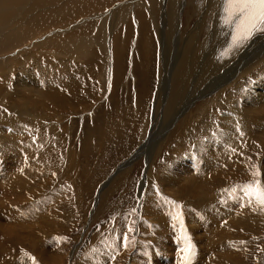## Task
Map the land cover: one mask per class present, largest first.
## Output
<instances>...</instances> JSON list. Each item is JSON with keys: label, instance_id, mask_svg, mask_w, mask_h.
Listing matches in <instances>:
<instances>
[{"label": "rangeland", "instance_id": "1", "mask_svg": "<svg viewBox=\"0 0 264 264\" xmlns=\"http://www.w3.org/2000/svg\"><path fill=\"white\" fill-rule=\"evenodd\" d=\"M65 1L60 0L61 4ZM118 1L123 4L132 0ZM115 4L110 8L82 11L80 17L63 21L59 26L47 28L44 34L33 36L34 39L23 44L24 48L17 45L15 49L0 53L1 58L8 53V61L13 60L9 69H3V73L10 70L9 73L0 75V143L3 138L15 135L14 129L5 126V122L16 117L14 108H10L22 105L25 114L21 116L17 110V125L25 126L19 132L20 138L27 146L31 145L28 152L26 148L24 156L25 163L28 159L30 166L26 172L22 170L23 173L18 174L20 183L16 182L14 188L9 189L6 184L4 190L0 188V264H33L30 257L35 258L36 264H80L85 260L91 263L99 257L101 262L98 264L105 261L107 264H131V260L137 258L143 264V258L138 257L139 251L156 240L152 228L155 221L148 213V201L158 206L163 203L165 207L157 208L154 216L163 215L164 221L172 224L179 233L184 231L185 208L191 211L190 214L200 216V220L210 209L209 205L201 209L196 208L198 204L194 207L200 198L185 191L179 198L164 192L162 182L183 158L184 155L179 153L181 149H195V146L224 132L241 101L258 89V84L264 80V32L255 34L244 43V47L233 49L227 55H201L198 47L207 44L206 39L215 22L224 34L231 31L222 20L223 0H139L138 7L132 8L123 22L118 21L121 25L118 24L113 31V37L118 34L114 43L111 35L103 33L110 29L107 23L111 19L112 22L114 16L108 17L105 24L102 23L105 16H95L107 11L110 16ZM16 18L22 20L20 16ZM145 32L149 33L152 42L148 47L142 44L140 33ZM54 36L59 40L64 38L61 44L70 47L63 50L51 42L49 46H41L44 40ZM94 37L100 39L101 44L105 42L106 52L90 46ZM80 39L88 41L85 43ZM83 43L91 47L87 49L88 55L78 60L65 58L67 50ZM192 44L199 50L193 58L188 57L189 51L194 50L189 49ZM114 52L123 65L117 78V74H113ZM16 54L21 57L16 58ZM215 61L223 63L218 72L213 66L217 64ZM208 66L213 70H206ZM28 70L32 77L40 73L39 84L22 75ZM214 74L225 75L230 80L227 77L219 79L217 85L212 83L211 90L207 80H213ZM19 77L23 78L20 82L27 81V86H17ZM162 82H165V91ZM205 88L209 91V94L205 93L207 96L198 93L199 90L205 92ZM13 93L24 98L19 99V96L11 95ZM49 97L51 101L47 100ZM212 99L214 103L210 101ZM231 108L234 112L226 115ZM28 118L37 121L28 124ZM247 121L243 122L246 123L243 124L244 132L236 128L238 123L231 128L233 142L239 138V143L232 145L217 160L216 172L197 181L214 204L223 197L222 194L233 198L238 193L242 197L239 214L240 217L245 215L247 220L231 225L225 232L227 238L219 240V255H229L219 258L221 264L264 262V209L254 200L249 203L243 191V186L253 180L264 181V112L249 117ZM139 147L138 157L130 164H123ZM3 159L5 165L1 163V168L5 172L0 173V180L5 173H12H9V170L13 171L11 161H15L10 157ZM257 168L260 175H252ZM180 171L188 173L185 167ZM210 225L213 226L214 221ZM7 227L12 229L8 228L11 230L7 232ZM125 235L128 237L127 248L123 247ZM202 253L204 255L199 256L201 263L204 258L209 260L206 246ZM162 254L164 264L170 261V255L167 259V255ZM169 254L172 258L173 253ZM211 254L209 261L213 262L215 256ZM159 263L163 264L160 260Z\"/></svg>", "mask_w": 264, "mask_h": 264}, {"label": "bare ground", "instance_id": "2", "mask_svg": "<svg viewBox=\"0 0 264 264\" xmlns=\"http://www.w3.org/2000/svg\"><path fill=\"white\" fill-rule=\"evenodd\" d=\"M65 1V0H64ZM122 1V0H121ZM128 1V0H127ZM180 1V0H179ZM218 1V0H217ZM117 3L114 6V10L111 12L110 16L108 14V11L104 14H101L99 16H95V17H100L102 18L104 17V21L102 23L105 22V20H108V17L111 18L113 17L114 20L108 24H110V29H107L105 31H103V33L107 34V35H114V30H116L118 28V24H120L121 22H123L127 17H128V12H130V10H132V8H136L139 5V0H132L131 2H125L123 4H120V2L118 0H66L65 3L61 4L60 0H0V53L4 52L6 53L7 50L10 49H15L16 46L18 45V47L23 46V44L25 45L26 41H31V39L33 38V36H37V35H41L44 34L46 32V29L54 27V26H59V24L63 21H66L68 19L71 18H75L77 16L80 17V14L82 11H95L97 9H101V8H110L112 6L113 3ZM149 2V1H148ZM120 4V5H119ZM158 4V3H157ZM156 4V5H157ZM170 6V5H169ZM201 9V8H200ZM148 11V10H147ZM206 11V10H205ZM103 12V10L101 11ZM151 12V11H150ZM216 12V11H215ZM147 13V12H146ZM98 14V13H97ZM85 15V14H83ZM81 15V16H83ZM17 16L21 17V21L19 19V21H17ZM93 17V16H92ZM85 18V17H84ZM87 18V17H86ZM85 18V19H86ZM125 18V19H124ZM202 18V17H201ZM220 18V17H219ZM217 19V18H215ZM16 20V21H15ZM100 20V19H99ZM119 20H122L121 22H118ZM77 21V20H76ZM75 21V22H76ZM101 21V20H100ZM19 22V23H18ZM127 22V21H126ZM74 23V22H72ZM82 24V23H79ZM105 24V23H104ZM103 24V25H104ZM62 25V24H61ZM64 25V24H63ZM89 25V23H88ZM93 25V24H92ZM95 25V24H94ZM114 25V28H112ZM121 25V24H120ZM200 25V24H199ZM86 26V25H85ZM91 26V25H90ZM98 26V25H97ZM146 27V25H144ZM83 27V26H82ZM81 27V28H82ZM149 27V26H148ZM229 27V26H228ZM80 28V29H81ZM91 28V27H90ZM100 28V26H99ZM103 28V27H102ZM143 28V27H142ZM141 28V30H142ZM159 28V27H158ZM58 29V27H57ZM79 29V28H78ZM79 29V30H80ZM84 31V28H82ZM87 29V27L85 28ZM7 30V31H6ZM42 30H44L42 33H40ZM77 30V31H79ZM88 30V29H87ZM149 30V29H148ZM6 31V32H4ZM82 31V32H83ZM89 31V30H88ZM202 31V30H201ZM200 31V32H201ZM225 31V30H224ZM49 32V31H48ZM80 32V31H79ZM144 32V31H142ZM40 33V34H39ZM87 33V32H86ZM91 33V31H90ZM118 33V32H117ZM53 34V33H52ZM52 34H49L52 35ZM82 34V33H80ZM104 34V35H105ZM127 34V33H126ZM141 34V38L142 39V44L145 45L146 47L149 46L150 42L149 41V36L147 34H149L148 32H145L144 34ZM152 34V31H151ZM85 35V34H84ZM69 36V35H68ZM77 36V35H75ZM74 36V37H75ZM87 36H89L87 34ZM86 36V37H87ZM120 36V35H119ZM62 37V36H60ZM67 37V36H66ZM65 37V38H66ZM84 36V38H86ZM116 37V38H115ZM118 34H116L114 37L112 36V42H116L115 40L117 39ZM121 37V36H120ZM151 37V35H150ZM153 37V36H152ZM41 37H39L40 39ZM69 39L70 36L68 37ZM78 38V37H77ZM95 38V37H94ZM107 38V37H106ZM192 38V37H191ZM196 38V37H195ZM34 39V38H33ZM43 39H46L43 37ZM61 39H57L55 38V36L53 38H48L46 40H44L43 42H45L43 45L46 47L48 45V43L51 42V44H54L53 46L58 47L61 46L63 49L65 50V48L70 47V46H66L65 44H61ZM64 39V38H63ZM62 39V40H63ZM67 39V38H66ZM75 39V38H74ZM87 39V38H86ZM91 39V38H90ZM120 39V38H119ZM41 40V39H40ZM68 40V39H67ZM82 40V39H80ZM100 40V39H99ZM99 40H97L95 38V40L91 39V47L92 48H96L99 51H104L106 52L105 49V42L103 44L102 41L101 43L99 42ZM121 40V39H120ZM208 42H206L207 44L202 46V47H198V49H201L199 52V50L194 48L195 45H191L189 47V49H194V50H188V57L193 58V56H195L198 52L201 53V55H207V54H212L211 56H221V53L224 52L225 50L228 49L229 44L231 43V31L227 34V32L224 34V32L220 29L219 25L217 22H215L211 33L209 34L208 38L206 39ZM65 41V40H63ZM77 41V40H76ZM82 41H85L82 40ZM88 41V40H87ZM85 41V43L87 42ZM119 42V40H117ZM152 41V40H151ZM73 42V41H72ZM125 42V41H124ZM42 43V42H41ZM63 43V42H62ZM65 43V42H64ZM75 43V41H74ZM73 43V44H74ZM83 43L82 45H78V46H72L69 50H67L66 52V57L70 58H74L75 60H78L79 58H82V56H85L87 54V49L88 47H90L89 45L86 46L87 44ZM89 43V42H88ZM113 43V45H114ZM121 43V42H120ZM118 43V44H120ZM37 44V43H36ZM78 44V42H77ZM96 44V45H95ZM107 44V43H106ZM127 44V43H126ZM112 45V44H111ZM117 45V44H116ZM128 45V44H127ZM148 45V46H147ZM49 46V45H48ZM66 46V47H64ZM119 46V45H118ZM121 46V44H120ZM129 46V45H128ZM162 46V45H161ZM245 46V44H243V47ZM64 47V48H63ZM90 47V48H91ZM113 47V46H112ZM143 47V46H142ZM188 47V46H187ZM22 48V47H21ZM24 48V46H23ZM123 48V46H122ZM27 49V48H26ZM68 49V48H67ZM112 49V48H111ZM126 49V48H125ZM236 49V48H235ZM17 50H20L19 48ZM23 50V49H22ZM21 50V51H22ZM94 50V49H93ZM120 50V49H118ZM146 50V49H145ZM166 50V49H165ZM239 50V49H238ZM14 51V50H13ZM54 51V50H53ZM115 51V50H114ZM117 51V50H116ZM115 51V52H116ZM28 52V50H27ZM113 52V49H112ZM113 53V59L115 60L114 63V72L113 74H117L116 78L119 76V74L122 71L123 65L121 66V59L119 58V53L117 51V56L116 53ZM91 53V52H90ZM93 53V52H92ZM185 53V52H184ZM19 54V53H18ZM125 54V53H124ZM144 54V52L142 53ZM4 55V54H3ZM8 55L10 54H5V56L3 58H1L0 61V75L7 73L4 71L3 73V69H9L11 65H9L12 62L8 61ZM17 55V54H16ZM61 55V54H60ZM88 55V54H87ZM13 55H11L12 57ZM91 56V54H90ZM121 56V55H120ZM125 56V55H124ZM199 56V55H198ZM21 57V55H17L16 58ZM39 57V55H38ZM63 57V56H61ZM148 58H152V55H148ZM221 58V57H220ZM255 58V57H254ZM15 60V58H13ZM63 59V58H62ZM154 59V58H153ZM225 59V58H223ZM34 60V59H33ZM51 60V59H50ZM113 60V61H114ZM151 60V59H150ZM149 60V61H150ZM216 60V59H214ZM221 60V59H220ZM152 61V60H151ZM145 62V61H144ZM148 62V61H147ZM216 62V61H215ZM123 63V62H122ZM143 63V62H142ZM217 63V62H216ZM24 64V63H23ZM166 64V63H165ZM191 66L192 65V61H190ZM189 64V67H190ZM220 63H217L216 65L213 64L215 69H218L217 72L220 70ZM223 64V63H222ZM221 64V65H222ZM25 65V64H24ZM152 65V62H151ZM34 66V65H33ZM36 66V65H35ZM106 66V65H104ZM115 66H116V70H115ZM210 66V65H209ZM208 67H205V69H209ZM212 66V67H213ZM13 67V66H12ZM23 67V66H22ZM28 67V66H27ZM32 67V66H31ZM141 67V66H140ZM139 67V68H140ZM224 67V66H222ZM236 67V65H235ZM239 67V66H238ZM21 68V67H20ZM147 68V67H146ZM191 68V67H190ZM34 69V68H33ZM103 69V67H102ZM148 69V68H147ZM192 69V68H191ZM190 69V70H191ZM200 69V68H199ZM35 70V69H34ZM31 70V71H34ZM38 70V69H37ZM66 70V69H63ZM146 70V69H145ZM144 70V71H145ZM213 70V69H212ZM211 69H209V71H212ZM224 70V69H223ZM10 70H8L9 73ZM113 71V70H112ZM147 71V70H146ZM145 71V72H146ZM199 71V70H198ZM203 71V70H202ZM42 72V71H41ZM216 72V73H217ZM228 72V71H227ZM7 73V74H8ZM24 74H22L23 76L28 77V79H33V81L36 82V85L39 84L40 81V73L35 76L32 77V72L25 71L23 72ZM67 73V72H66ZM202 73V72H201ZM212 73V72H211ZM210 73V75H211ZM215 73V72H214ZM229 73V72H228ZM232 73V72H231ZM140 74V73H139ZM148 74V73H147ZM218 74V73H217ZM188 75V74H187ZM207 75V74H206ZM209 75V74H208ZM215 75V74H214ZM19 76V75H18ZM141 76V75H140ZM213 76V75H212ZM53 77V76H52ZM99 77V76H98ZM224 77V78H223ZM227 77V76H226ZM225 75H215V77L213 78V80H207V82H210V89L212 88V83H216L219 81V79L226 78ZM264 77V76H263ZM20 78V77H19ZM22 78V77H21ZM18 80V84L17 86H27V81L22 80L23 82ZM211 78V77H210ZM228 81L230 80V77H227ZM23 79V78H22ZM35 79V80H34ZM66 79V78H65ZM42 80V79H41ZM185 80V79H184ZM204 80V79H203ZM203 81H201L202 83ZM225 82V81H224ZM44 83V81H43ZM141 83V82H140ZM164 83L162 82V90H164ZM256 83V82H255ZM42 84V83H41ZM219 84V83H218ZM30 85V84H29ZM33 85V84H32ZM31 85V86H32ZM44 86V84H42ZM40 85V87L42 86ZM147 84H145L146 86ZM224 85V84H223ZM253 85V84H252ZM80 86V85H79ZM231 87V85H229ZM228 86V87H229ZM233 86V85H232ZM237 86V85H236ZM38 87V88H40ZM67 87V86H66ZM82 87V85H81ZM257 87V85H256ZM42 88V87H41ZM40 90H43L41 89ZM59 88V87H58ZM171 88V87H170ZM190 88V87H189ZM235 88V87H234ZM249 88V87H247ZM258 89L251 91L250 93H246L247 96L246 98L241 101V103L239 104V106L236 108L235 112L232 110V108L230 110L227 111L226 115L231 114V112H234L233 114H231V118L229 121H231L230 123H228L226 125V127L224 128V132H220L217 133L215 136V138L212 139H208V141H206L203 145H197L194 148L195 149H191V150H186V149H181L179 151V153L183 156V158H181L173 167L174 171L171 169L170 173L167 174V176L164 178L163 182H162V186L164 188V192H169L170 195H173V197H178L182 196L183 193L182 192H187L188 194H192L195 196H197V198H200L199 202H195L194 207L197 206L198 204V209H201V207L203 206H207L209 205V210L205 213L204 217L201 218L200 220V216H197L196 213H192L190 214V210H188L187 208H185V212H184V231L183 233H179L177 230L175 231L172 227V224H170L167 221H164L165 218L163 217V215L161 216V214L157 217L154 216V213L156 212L157 208H163L165 207L163 205V203H161V206L156 205L154 202H150L149 201L146 203L147 205V210L148 213L153 215V219L155 221L154 225H153V236L156 238L155 242L153 241V244H147L148 246H142L143 248L141 249V251H139V255L138 257H141V259L143 258V262L145 264H160L159 260L161 261V263H163V258L161 256V253H163L162 255L166 254V258L168 259V256L170 255V261L166 262L165 264H180V258H181V248L183 247V235L187 234L190 239H191V243L194 246V255L191 258V262L190 264H221V261H219V258H221L222 256L219 255V251H218V243L219 240L222 239V237H226L225 232H228V229L231 228V225H233L236 222L242 223L247 220L246 216L243 215L240 217L241 214H239L240 212V205H241V201H242V197L238 194L235 193L233 195V198L230 197L229 195H224L222 194V198H219L218 201H216V203L214 204L213 200H209L206 195H205V190L202 186H200L199 184H197V181H202V178H205L207 175L212 174L213 172H216V163L217 160L221 159V156L223 155V153L227 152L228 149H230V147H232V145L236 146L237 143H239V138L238 139H234L235 141L233 142V136L231 137V133L233 134L231 128L233 129L235 127V124L238 123V125H236L237 129H240L242 132H244L246 129L244 127V125L246 123L243 122H247L248 123V118L249 117H254L256 116L257 113L260 112H264V80L258 84ZM33 91H34V86H33ZM160 89V88H159ZM193 88H191L192 90ZM230 89V88H229ZM25 90V89H24ZM39 90V89H38ZM83 90V89H82ZM81 90V91H82ZM93 90V89H92ZM188 90V89H187ZM212 90V89H211ZM215 90V89H214ZM8 91V90H7ZM37 91V90H36ZM57 91V90H56ZM194 91V90H193ZM233 91V90H232ZM231 91V93H232ZM6 92V91H5ZM15 92V91H14ZM140 92V91H139ZM208 88H205V92L199 90V94L201 95H206L205 93H208ZM214 92V91H213ZM20 93V92H19ZM23 93V92H22ZM142 93V92H141ZM146 93V92H144ZM8 94V92H7ZM6 94V95H7ZM41 94V93H40ZM148 94V91H147ZM197 94V92H196ZM209 94V93H208ZM223 94V92H222ZM5 95V97H6ZM11 95H15L16 97H20L19 99H23L24 97L21 96V94H16L13 93ZM28 95V94H27ZM42 95V94H41ZM191 95V94H190ZM198 95V94H197ZM37 96V94H36ZM195 96V95H194ZM207 96V95H206ZM3 97V96H2ZM1 97V98H2ZM22 97V98H21ZM38 97H42V96H38ZM192 97V95H191ZM231 97V95L229 96ZM11 98V97H10ZM147 98V97H146ZM228 98V97H227ZM3 99V98H2ZM18 99V100H19ZM43 99V98H42ZM46 99V98H45ZM186 99V98H185ZM224 99V98H222ZM1 100V99H0ZM48 101L50 100V97L47 99ZM144 100V99H143ZM146 100V99H145ZM230 100V99H229ZM2 101V100H1ZM15 101V100H14ZM24 101V100H23ZM26 101V100H25ZM24 101V102H25ZM41 101V100H40ZM43 101V100H42ZM212 103H214V99L210 100ZM209 101V102H210ZM28 102V101H27ZM26 102V103H27ZM61 102V101H60ZM183 102V101H182ZM25 103V104H26ZM141 103H143V101H141ZM188 103V100H186V104ZM40 104V103H39ZM57 104H58V100H57ZM185 104V103H184ZM62 104H60L61 106ZM137 105V104H136ZM238 105V104H237ZM19 106V105H18ZM143 106V105H142ZM209 106V104H208ZM64 107V106H61ZM232 107V106H231ZM14 108V112H16V117H14L13 119H9L8 121L5 122V126H9L12 130H13V134L9 135V137L7 138H3V140L0 143V173H4L5 171H2L3 168H1V163L3 164V158L4 157H10L15 159L14 163L13 160L11 161V164L13 165V171L9 170V173L12 172L11 174L5 173V177L0 180V184L2 185L1 190L5 189V184L9 187H13L14 184L17 182L18 184L21 181V178L19 180V175H20V171L21 173L22 170H24L25 172L29 169V166L27 164L28 159H26V163H25V159L24 156L25 154L29 151L30 146L23 142L21 140V136L19 132H21L25 126L24 125H17L18 120V111L20 115L21 114H25V111L23 110L25 107L24 106H20V107H14L12 106L10 109ZM43 108V107H42ZM205 108V107H204ZM135 109V108H134ZM28 110V109H27ZM206 110V108H205ZM201 111V110H200ZM207 111V110H206ZM13 112V111H12ZM38 112V111H37ZM119 113V112H118ZM135 114V113H134ZM165 114V113H164ZM213 114V112H212ZM23 116V115H21ZM36 117V115H33V117ZM169 116V115H167ZM29 117V116H26ZM156 117V116H155ZM22 118V117H21ZM113 118V117H112ZM168 119V117L166 118ZM225 119V118H224ZM23 120V119H22ZM37 121L36 118H28L26 119V122L28 124H31L32 122ZM25 121V120H24ZM250 122V121H249ZM254 122V121H252ZM251 122V123H252ZM257 122V121H256ZM144 123V122H143ZM2 124V123H1ZM23 124V123H22ZM25 124V123H24ZM244 124V125H243ZM254 124V123H253ZM26 125V124H25ZM188 125V124H187ZM258 125V124H257ZM15 126H17V128H15ZM29 126V125H26ZM34 126V125H33ZM129 126V125H128ZM149 126V125H148ZM223 126V125H221ZM247 126V125H246ZM254 126V125H253ZM31 127V126H30ZM224 127V126H223ZM249 127V126H248ZM28 128V127H26ZM32 128V127H31ZM255 128H257L255 126ZM3 130V129H2ZM32 131V130H31ZM241 132V133H242ZM1 133V132H0ZM3 133V132H2ZM28 133V132H27ZM247 133V132H246ZM245 133V134H246ZM5 134V133H3ZM205 134V133H204ZM260 134V133H259ZM6 135V134H5ZM264 135V134H263ZM3 136V135H2ZM202 136V135H201ZM121 137V135H120ZM190 137V136H189ZM257 137V136H256ZM261 137V136H260ZM258 138V137H257ZM256 138V139H257ZM195 141V140H194ZM260 141V140H259ZM204 142V141H203ZM195 143V142H194ZM29 144V143H28ZM186 147V146H185ZM26 148H27V152H26ZM47 149V148H46ZM140 149V147L134 152V154L127 160L125 161L123 164H130L131 162L134 161V159L136 157H138L137 151ZM40 150V148H39ZM39 152V151H37ZM34 155V154H33ZM31 156V154H30ZM30 160V159H29ZM9 161V160H8ZM30 163V162H29ZM122 164V165H123ZM5 165V164H3ZM10 166V165H9ZM183 167H185V169L188 171V173L186 172H182L180 171ZM8 171V170H7ZM55 173V172H54ZM117 173V169L115 170L114 174ZM14 174V175H12ZM19 174V175H18ZM28 174V172H27ZM18 175V176H17ZM23 175V174H22ZM21 175V176H22ZM2 176V175H1ZM148 176V175H147ZM25 178V177H24ZM49 178V177H48ZM151 178V177H150ZM149 178V179H150ZM19 181V182H18ZM24 181V180H23ZM26 182V181H25ZM200 186V187H197ZM6 186V188H7ZM14 188V187H13ZM23 188V186H22ZM59 188V187H58ZM12 189V188H11ZM30 189V188H29ZM9 190H7L8 193ZM5 192V191H4ZM16 192V191H15ZM208 192V191H207ZM227 192V191H226ZM6 193V192H5ZM12 193V192H10ZM230 193V192H229ZM1 194V193H0ZM167 194V193H166ZM185 194V193H184ZM221 194V193H220ZM5 195V194H4ZM8 195V194H7ZM15 195V194H14ZM169 195V194H167ZM4 198V196H3ZM2 198V199H3ZM7 199V198H6ZM175 201V200H174ZM194 201V200H193ZM49 203V202H48ZM188 203V202H187ZM191 203V202H190ZM189 205V204H188ZM212 205H215V207H213ZM19 207V206H18ZM37 207V206H35ZM176 207V206H175ZM51 208V207H50ZM32 209V208H31ZM46 209V208H45ZM171 209V208H170ZM168 209V210H170ZM34 211V210H33ZM40 211V210H38ZM23 212V211H22ZM42 212V210H41ZM175 212V211H174ZM12 213V212H11ZM40 213V212H39ZM168 214V213H167ZM174 214V213H173ZM200 214V213H198ZM16 216V215H15ZM27 216V215H26ZM166 216V215H165ZM36 217V216H35ZM240 217V218H239ZM252 217V216H251ZM255 217V216H254ZM43 218V217H42ZM41 218V219H42ZM167 218V217H166ZM170 219V218H169ZM168 219V220H169ZM240 219V220H239ZM253 219V218H252ZM4 220V219H3ZM38 220V219H37ZM45 220V219H44ZM151 223L152 221L149 220ZM214 221V225L211 226L210 223ZM7 222V221H5ZM253 222V220H252ZM238 223V224H239ZM246 225V224H245ZM1 226V225H0ZM30 226V225H29ZM201 227V228H200ZM2 228V227H1ZM8 228L11 227H7V232L11 229L8 230ZM236 228V227H235ZM6 229V228H5ZM141 229V228H140ZM145 229V228H144ZM3 230V228H2ZM44 230V229H43ZM5 231V230H4ZM3 232V231H2ZM1 232V235H2ZM13 232V231H12ZM145 232V231H144ZM11 233V232H10ZM152 233V232H151ZM4 234V233H3ZM9 234V233H7ZM12 234V233H11ZM206 234V235H205ZM10 237V236H9ZM227 238V237H226ZM230 238V237H228ZM148 241H150L148 239ZM205 241V243H204ZM139 242V241H138ZM141 242V241H140ZM236 242V241H235ZM143 243V242H142ZM204 243V245H203ZM43 244V243H42ZM32 246V245H31ZM140 246V245H139ZM207 247V253L209 256V260L212 257V254L215 256V259L211 260L213 262H210L207 258L203 259V262H200L199 256L200 255H204L202 253L204 247ZM230 248V247H229ZM228 249V248H227ZM238 249V248H237ZM143 250V251H142ZM234 250V249H232ZM97 251V250H96ZM218 251V252H217ZM226 251V250H225ZM210 252V253H209ZM169 253H173V257L171 258V254ZM177 253V254H176ZM231 255V254H230ZM175 256V257H174ZM229 256L228 254H226L224 257ZM89 257V256H87ZM96 257V256H95ZM264 257V256H263ZM50 258V257H49ZM85 258V257H84ZM97 258V257H96ZM113 258V257H112ZM111 258V259H112ZM136 258V257H135ZM223 258V257H222ZM230 258V257H229ZM232 258V257H231ZM87 259V258H86ZM91 259V258H89ZM159 259V260H158ZM172 259V260H171ZM227 259V258H226ZM235 259V258H234ZM3 260V259H2ZM93 260V259H92ZM138 260V262L136 263V261ZM225 260V259H224ZM50 261V260H49ZM131 264H142L141 260L139 258L137 259H133L131 260ZM155 261V262H154ZM264 261V260H263ZM101 262L100 257L97 258L94 262L92 261L91 263L87 260H85V262H79L80 264H98ZM111 262V261H110ZM143 263V264H144ZM104 264H107L106 261L104 262ZM164 264V263H163ZM261 264V263H260ZM264 264V262H263Z\"/></svg>", "mask_w": 264, "mask_h": 264}, {"label": "snow or ice", "instance_id": "3", "mask_svg": "<svg viewBox=\"0 0 264 264\" xmlns=\"http://www.w3.org/2000/svg\"><path fill=\"white\" fill-rule=\"evenodd\" d=\"M222 8L224 13L222 16L223 23L231 28V43L221 55H227L228 52L242 46L255 34L264 32V0H223ZM251 174L259 176L260 170L257 168ZM243 191L249 198V203L254 200L264 209V181L253 180L243 186ZM129 231H132V229L129 228ZM182 239L183 247L180 250L182 253L180 264H190L194 255V246L187 234H184ZM127 246L128 237L125 235L123 237V247L127 248ZM30 259L33 264H36L34 257H30Z\"/></svg>", "mask_w": 264, "mask_h": 264}]
</instances>
